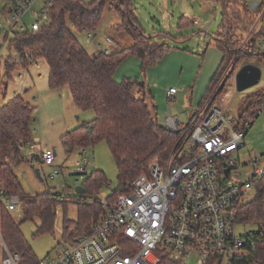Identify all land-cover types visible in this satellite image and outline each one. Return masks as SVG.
Listing matches in <instances>:
<instances>
[{
    "label": "trees",
    "instance_id": "obj_1",
    "mask_svg": "<svg viewBox=\"0 0 264 264\" xmlns=\"http://www.w3.org/2000/svg\"><path fill=\"white\" fill-rule=\"evenodd\" d=\"M113 1L119 5L115 10L122 18L120 30L125 31L134 43L131 47L116 52L105 54L99 51L91 56L70 31L68 23L78 31L92 30L100 22L104 9L113 4ZM216 1L223 6L224 21L220 33L228 30V34L224 41L219 37L215 39L224 54V60L219 74L212 81L209 95L216 87L224 69L238 53V65L242 57L260 55L257 42L262 32L261 30L246 42L255 13L248 9L247 4L243 5L244 12H231L228 5L231 0ZM236 1L241 3V0ZM47 14L48 18L40 21L38 31H17L13 34L9 41L18 57L7 58L5 64L7 70L13 71L19 67L28 68L32 63L44 60L50 70V87L68 86L73 102L78 108L95 112L96 118L92 122L85 123L62 136L64 149L72 153L77 148L88 149L99 142H106L115 160L121 184L147 173L155 161L165 164L179 138L178 133L159 125L156 107L145 97L147 89L144 83L130 78H125L122 82L115 80L117 69L127 57L137 55L147 63L148 59L159 60L166 50L165 46L158 45L153 38L146 36L134 14L132 1L53 0L52 6L47 8ZM136 94L142 96L137 97ZM247 98H251L252 103L239 117L241 130L247 121L256 118L255 108L264 106V91L259 90ZM35 111L36 109L22 96L14 97L0 108V186L9 195L20 197V211L24 214V220H40L38 234H44L54 230L58 207L66 206L67 201L61 200V194L25 193L14 172V168L24 162L22 150L33 145L31 139ZM105 184V174L95 171L83 181L85 195H77L74 189V195L80 199L74 203L78 207V218L75 222L64 218L63 237L66 241L75 240L89 233L100 220L104 208L99 203H92L89 200L96 197ZM255 192L254 200L238 210L239 222L252 223L262 228L264 177L256 182ZM70 222L74 224L73 232L69 231ZM0 227L8 250L21 256L20 264H39L32 246L21 230L22 223L13 217L12 212L6 209L4 204L0 205ZM1 251L0 243V264ZM253 255L255 256V253ZM157 264L185 263L175 262L163 251L159 253ZM245 264H264V248L259 247L252 262L245 259Z\"/></svg>",
    "mask_w": 264,
    "mask_h": 264
},
{
    "label": "rangeland",
    "instance_id": "obj_2",
    "mask_svg": "<svg viewBox=\"0 0 264 264\" xmlns=\"http://www.w3.org/2000/svg\"><path fill=\"white\" fill-rule=\"evenodd\" d=\"M131 1L134 14L146 36L153 38L158 45L165 46L166 50L159 60L148 59L147 63L137 55L127 57L117 69L115 80L122 82L125 78H130L145 84L147 89L145 90L147 94L144 92L145 97L156 107L160 126L167 128L169 117L187 124L191 115L209 97L212 81L219 74L224 60V54L215 41L217 37L224 41L228 34V30L220 33L224 21L223 6L216 0ZM244 4H247L249 9L252 2L242 0L240 3L231 0L228 5L231 12H240L243 11ZM118 6L113 1V4L104 9L102 18L94 30L98 34L91 41L87 37L90 30L78 31L68 23L70 31L91 56L100 51L99 46L112 53L133 45L132 38L120 30L122 18L115 10ZM43 8L44 0L38 1L35 11L41 13ZM37 16L36 13L28 14L23 23L30 28ZM254 16L259 17V13H255ZM0 20L4 31L9 30L15 23L9 16L6 18L1 16ZM246 22L249 24L247 20ZM12 38L13 35L10 36V40ZM1 42L4 43V40L1 39ZM10 57L17 58L18 54L7 41L0 54V108L14 97L22 96L36 109L31 139L35 149L47 147L55 150L57 154L54 165L46 166L33 159L37 151H32L29 146L22 150L24 162L15 167L14 172L24 192L30 195L50 192L54 195L72 197L74 189L82 185L85 177L95 171L104 173L106 177V184L98 193L100 198H105L116 191L121 183L115 160L106 142L89 147L86 155H83L78 148L68 153L61 141L65 133L92 122L96 118L95 112L78 108L73 102L68 86L50 87V70L44 60L34 62L28 68L19 67L11 71L7 70L5 64V60ZM248 64L258 66L262 70L261 82L238 93L236 81L230 79L214 102L215 106L227 110L234 119H238L252 103L251 98L247 97L264 87V58L260 55L242 57L238 67ZM171 88H175L177 93L174 99L168 102L166 95ZM136 96L141 97L142 94ZM262 109L263 107L255 108L258 115L254 120L251 118L253 124L246 134L245 147L239 152V160L237 154L232 157L242 165L248 164L256 155L261 157V163L264 165ZM83 156L88 158L87 162H82ZM80 168L86 169L85 175L80 172ZM246 168L251 169L248 166ZM56 174L58 176L54 178ZM255 196L256 192L253 190L244 199V203L251 202ZM75 202L76 200L70 198L66 206L58 207L54 230L44 234H38L40 220L25 221L23 212L20 210L12 212L13 217L22 223L21 230L39 261L53 254L67 242L63 237L64 218L73 222L77 220L78 207ZM69 226V231L73 232L74 224L70 222ZM258 231L259 227L252 223L238 222L236 225V235L242 238L250 232ZM184 263L199 264L196 255L185 259Z\"/></svg>",
    "mask_w": 264,
    "mask_h": 264
},
{
    "label": "built area",
    "instance_id": "obj_3",
    "mask_svg": "<svg viewBox=\"0 0 264 264\" xmlns=\"http://www.w3.org/2000/svg\"><path fill=\"white\" fill-rule=\"evenodd\" d=\"M38 1L0 0V18L9 16L15 22L4 31L0 20V54L15 32L38 31L40 21L48 18L47 8L53 0H44L41 13L35 11ZM250 1V11L259 13V17L253 20L246 42L262 30L257 43L258 53L264 57V0ZM31 13L38 16L29 28L23 20ZM94 30L87 34L89 41L98 34ZM99 50L109 53L101 46ZM238 61L239 53L187 124L172 117L167 119V129L179 135L168 161L165 164L155 161L147 173L121 184L109 196L90 199L104 208L97 224L89 233L67 241L39 264H157L163 251L182 262L192 255L197 256L199 264H245V259L252 262L256 250L264 248V227L242 238L236 235V225L244 199L264 177V165L258 155L245 165L233 160L235 154L239 160L252 120L241 130L239 118L234 119L227 110L214 104L228 80L237 83L238 72L244 66L238 67ZM176 93L171 88L167 101H172ZM29 148L38 152L33 159L42 165H54L55 150L47 147L38 150L33 145ZM80 152L86 155L87 149L81 148ZM87 161L83 156L82 162ZM80 172L86 173V169L80 168ZM60 198L80 200L77 195ZM3 204L11 212L21 209L20 197L9 195L0 186V205ZM0 243L1 264H20L21 256L6 247L1 227Z\"/></svg>",
    "mask_w": 264,
    "mask_h": 264
},
{
    "label": "water",
    "instance_id": "obj_4",
    "mask_svg": "<svg viewBox=\"0 0 264 264\" xmlns=\"http://www.w3.org/2000/svg\"><path fill=\"white\" fill-rule=\"evenodd\" d=\"M262 77V70L253 64L244 65L237 75V91L241 93L247 89L255 87L259 84ZM37 175L40 177L39 171H37ZM75 192L77 195H85L86 191L79 185L75 188ZM177 262L176 260H174Z\"/></svg>",
    "mask_w": 264,
    "mask_h": 264
},
{
    "label": "crops",
    "instance_id": "obj_5",
    "mask_svg": "<svg viewBox=\"0 0 264 264\" xmlns=\"http://www.w3.org/2000/svg\"><path fill=\"white\" fill-rule=\"evenodd\" d=\"M41 148H43V147H41ZM41 148H40V149H41ZM37 154H38V153H37ZM37 154H36L35 156H37ZM35 156L33 155V157H35Z\"/></svg>",
    "mask_w": 264,
    "mask_h": 264
}]
</instances>
